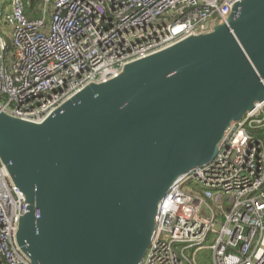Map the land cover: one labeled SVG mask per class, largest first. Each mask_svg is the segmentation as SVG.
<instances>
[{
    "label": "water",
    "instance_id": "obj_1",
    "mask_svg": "<svg viewBox=\"0 0 264 264\" xmlns=\"http://www.w3.org/2000/svg\"><path fill=\"white\" fill-rule=\"evenodd\" d=\"M264 101V0L125 63L39 122L0 109V164L30 264H141L168 192ZM225 207L228 206L225 204Z\"/></svg>",
    "mask_w": 264,
    "mask_h": 264
},
{
    "label": "built area",
    "instance_id": "obj_2",
    "mask_svg": "<svg viewBox=\"0 0 264 264\" xmlns=\"http://www.w3.org/2000/svg\"><path fill=\"white\" fill-rule=\"evenodd\" d=\"M237 1L0 0V109L39 122L125 63L208 32ZM25 212L0 164V264H30L14 242ZM141 264H264V101L168 192Z\"/></svg>",
    "mask_w": 264,
    "mask_h": 264
},
{
    "label": "trees",
    "instance_id": "obj_3",
    "mask_svg": "<svg viewBox=\"0 0 264 264\" xmlns=\"http://www.w3.org/2000/svg\"><path fill=\"white\" fill-rule=\"evenodd\" d=\"M39 3V0H32V5L34 6V5H36V4H38ZM38 14H36V12H32V13H30L28 16L29 17H34V16H37Z\"/></svg>",
    "mask_w": 264,
    "mask_h": 264
},
{
    "label": "bare ground",
    "instance_id": "obj_4",
    "mask_svg": "<svg viewBox=\"0 0 264 264\" xmlns=\"http://www.w3.org/2000/svg\"><path fill=\"white\" fill-rule=\"evenodd\" d=\"M32 18V17H31ZM190 175V174H189ZM189 175H187V176H189Z\"/></svg>",
    "mask_w": 264,
    "mask_h": 264
}]
</instances>
